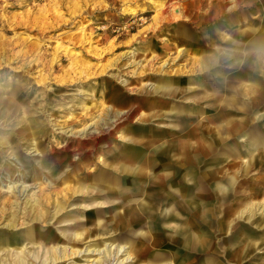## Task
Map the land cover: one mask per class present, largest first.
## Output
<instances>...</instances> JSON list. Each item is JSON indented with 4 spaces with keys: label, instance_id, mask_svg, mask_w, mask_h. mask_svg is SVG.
I'll list each match as a JSON object with an SVG mask.
<instances>
[{
    "label": "rangeland",
    "instance_id": "374dc122",
    "mask_svg": "<svg viewBox=\"0 0 264 264\" xmlns=\"http://www.w3.org/2000/svg\"><path fill=\"white\" fill-rule=\"evenodd\" d=\"M4 42L0 245L33 251L41 235L68 251L112 244L98 264L264 263V0H0ZM36 47L40 64L17 56ZM92 121L100 134L83 138Z\"/></svg>",
    "mask_w": 264,
    "mask_h": 264
},
{
    "label": "bare ground",
    "instance_id": "6f19581e",
    "mask_svg": "<svg viewBox=\"0 0 264 264\" xmlns=\"http://www.w3.org/2000/svg\"><path fill=\"white\" fill-rule=\"evenodd\" d=\"M158 6H160L161 7V4H158ZM172 11H173V13L177 16V17H180V15H181V11L179 10V8H173L172 9ZM129 12H131V10H129ZM131 13H133V12H131ZM90 38H91V36H89V37H87V41H89L90 40ZM82 42V39L79 37V39H77L76 41H75V43H81ZM7 43V42H6ZM13 48V47H12ZM12 48H10V46L8 45V44H5V42L4 43H2V45H1V47H0V50H1V52H7V51H11L12 50ZM57 48H58V46H57ZM33 49V48H32ZM39 50H37V47L36 48H34L33 50H29V51H23L22 49H20L19 50V52H17L18 53V57L20 56V55H22V56H27L26 54L28 53V52H32L33 51V53H35L36 55H35V61L38 63V64H40L39 62V58L37 57V56H39L38 55V53L40 52V48H38ZM59 49V48H58ZM65 49V48H64ZM68 49L66 48L65 49V51H67ZM57 51V50H56ZM76 55V53H73V56H75ZM228 55H226V56H224V57H227ZM76 58V57H75ZM208 58H210L211 60H214V57L213 56H208ZM38 59V60H37ZM51 60V64L53 63V64H55L56 63V61H57V56H53V58H51L50 59ZM42 62V61H41ZM70 65V68L71 69H75V67H76V64H75V62L74 61H72V62H70L69 63ZM202 65H205V64H202ZM53 67V66H52ZM73 72H76L77 74H79V76L80 75H83L86 71H83V70H81L80 69V71H73ZM39 76V78L40 79H38L37 81H36V83H46L47 82V80H48V75H46V76H44V73H42V74H39L38 75ZM35 79V78H34ZM243 83V82H242ZM241 83V85H242V88L243 89H245V88H247V85L246 84H242ZM239 86V85H238ZM157 89V87L156 88H154V90H156ZM107 109V111H109L110 109H109V107H107L106 108ZM125 111L122 113V111H119V112H117L116 111V113H115V116H114V118L113 119H110V122H112V123H117L116 121H118V118H120V117H123V116H125ZM140 117L141 118H145L146 117V115H144L143 113L142 114H140ZM93 118V117H92ZM97 125H99L98 124V122L97 121H92V123H91V126H87V127H85V129H82V130H78V133L80 134V135H82L83 136V138H86V139H89V138H92V137H95V136H98L99 134H100V128L99 129H97L96 127H97ZM103 125V124H102ZM27 133H28V135H32V132L30 131V129H29V124H28V126H27ZM66 131V130H65ZM81 131V132H80ZM37 150V149H36ZM53 150V149H52ZM125 167V169L126 170H128L129 172H133V173H141L142 172V170H141V168L139 167V165H137V168H136V166H134V167H131V166H129V165H124L123 166V168ZM46 185L47 186H49V185H52V182H51V180L49 179V178H46V184H45V186L43 187V188H41V190H43L45 187H46ZM148 189V188H147ZM7 190H10L13 194H16L15 193V187L14 186H12V185H9L8 187H7ZM33 198H35V197H33ZM40 198H36L35 199V201L34 202H37L38 200H39ZM248 206V205H247ZM249 207V206H248ZM251 207L254 209V207L251 205ZM244 209V208H243ZM256 209V208H255ZM256 210H258V209H256ZM247 211V210H246ZM245 211V212H246ZM253 211V210H252ZM251 211V212H252ZM244 212V211H243ZM251 212H250V214H251ZM262 212H264V211H262ZM248 213H249V210H248ZM254 213V212H253ZM241 214H243V213H241ZM249 214V215H250ZM254 215V214H253ZM245 216V215H244ZM249 219V218H248ZM234 220V219H233ZM250 220V219H249ZM229 221H231V220H229ZM7 226L9 227H11V226H13V224L11 223V222H9V223H7ZM226 232V231H225ZM76 235H78L77 233H75ZM33 239H35V241H36V249H41V250H43L44 249V252H45V258L42 260V264H48V263H51V262H55V261H57L58 262V260H63V259H65L69 254L70 255H78V254H81V255H83V256H86L87 258H86V263H84V264H94V261H95V264H98L101 260H103V259H106L107 257H109V255H110V253L111 252H113V251H111V245L112 244H106L103 248H101L100 246L98 247V245H90V246H87V247H85L84 249H82V250H77V249H73V248H70V251H68L67 250V247L66 246H62V248L61 247H58V245H56L55 243L56 242H54L53 241V239L52 238H50V237H46V238H44L43 236H41V235H38V236H34V238ZM240 244V243H239ZM253 245V244H252ZM257 245V244H256ZM118 247H117V250L115 251V254H123V252H125V250H124V246H119V245H117ZM259 246V245H258ZM230 247V246H229ZM114 248H115V246H114ZM244 248V247H243ZM36 249L35 250H30V249H26V247H24V246H21V243L19 242V241H14L13 243H7L6 245H0V252H3V251H5V250H7V252H8V256H9V254L11 253V252H14V254H13V256H14V258L11 260L12 261V263L13 264H27L28 262V260H27V254L28 255H30L31 254V256L32 257H34V256H36V254H37V251H36ZM256 249H258V248H256ZM244 251V250H243ZM89 255L90 256H93V255H97L98 257H96V258H94V259H89ZM124 256H126L124 259H122L121 261H115V263L114 264H120V263H122L124 260H127V259H129V257H130V253L129 252H126L125 253V255ZM9 259L5 256V258H1V262H0V264L1 263H3V264H5V261H8ZM109 263H111V262H109ZM76 264V263H75ZM262 264H264V263H262Z\"/></svg>",
    "mask_w": 264,
    "mask_h": 264
},
{
    "label": "crops",
    "instance_id": "0c3cea01",
    "mask_svg": "<svg viewBox=\"0 0 264 264\" xmlns=\"http://www.w3.org/2000/svg\"><path fill=\"white\" fill-rule=\"evenodd\" d=\"M142 107V106H141ZM140 107V108H141ZM149 108H152L153 109V114H152V118L155 116V107H153V104H151L150 105V107ZM139 111H140V109H139ZM147 116L149 115V113L148 114H146ZM146 118V117H145ZM181 148H183V145H182V147L180 146L179 147V149L181 150ZM185 152V151H184ZM181 155H184V153H180ZM123 166L124 165H122V167L121 168H119V170L121 171V172H129L128 170H126L125 169V167L123 168ZM136 168H137V166H136ZM142 172H145V175L142 173ZM142 172L141 173H133V174H131L132 176H139V178L141 177V176H143V177H146L147 179H148V181L150 180V179H152V177L149 175V174H151V175H153L155 172L154 171H150V170H142ZM147 172H149V173H147ZM150 172H152V173H150ZM183 172V171H182ZM148 174V175H147ZM164 176H165V179L166 178H168L169 176H173V173L172 172H168V171H165L164 172ZM147 184H148V186H147V188L148 189H151V188H153L154 186H155V183L154 182H152V181H149V182H147ZM106 188V187H105ZM147 188L144 190V191H147ZM143 193V192H142ZM144 194V193H143ZM136 207H137V205H136ZM138 211H139V209L137 208L136 209V211H134L133 213H129L130 214V216H133V215H135V216H137V214H138ZM124 213V211H121V214H123ZM123 217H124V215H123ZM120 218H122V215H121V217ZM187 232H188V234H187ZM185 234H186V237L180 242V245H182V246H188L189 244L190 245H193L195 242H196V237H195V235L194 236H192L191 235V233L189 232V231H187L186 230V232H185ZM152 244H151V246H155V237L153 238V241L151 242ZM146 251H148V248L146 249Z\"/></svg>",
    "mask_w": 264,
    "mask_h": 264
}]
</instances>
